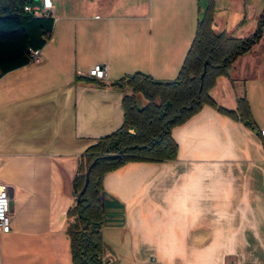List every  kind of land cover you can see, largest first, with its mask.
Listing matches in <instances>:
<instances>
[{
  "label": "crops",
  "instance_id": "obj_1",
  "mask_svg": "<svg viewBox=\"0 0 264 264\" xmlns=\"http://www.w3.org/2000/svg\"><path fill=\"white\" fill-rule=\"evenodd\" d=\"M51 1L39 58L0 75V182L10 199L0 264H72L65 229L80 157L123 122L112 81L175 78L207 3L215 28L235 38L251 34L264 10V0ZM263 41L209 92L226 109L243 94L257 129L204 105L172 129L174 159L103 177V264H264ZM97 63L104 85L75 81ZM135 101L146 103L140 93Z\"/></svg>",
  "mask_w": 264,
  "mask_h": 264
},
{
  "label": "trees",
  "instance_id": "obj_2",
  "mask_svg": "<svg viewBox=\"0 0 264 264\" xmlns=\"http://www.w3.org/2000/svg\"><path fill=\"white\" fill-rule=\"evenodd\" d=\"M35 2L0 0V75L29 63V49H41L50 36L53 18L49 14L24 11L25 6H33ZM213 15L210 3L199 12L193 40L175 78L161 80L133 72L109 84L123 92V122L117 130L90 145L80 157L72 180L75 199L67 210L65 229L72 264H103L101 196L102 180L107 173L129 162L174 159L178 146L171 136L172 129L185 123L204 105L251 130L257 129L243 94L237 96L235 109H226L217 105L209 92L216 78L228 76L233 62L260 41L264 10L255 30L242 38L216 29ZM75 81L104 85L90 76L77 75ZM136 93L146 100L144 106L136 105ZM119 151L120 157H108ZM88 168L89 180L81 191Z\"/></svg>",
  "mask_w": 264,
  "mask_h": 264
},
{
  "label": "built area",
  "instance_id": "obj_3",
  "mask_svg": "<svg viewBox=\"0 0 264 264\" xmlns=\"http://www.w3.org/2000/svg\"><path fill=\"white\" fill-rule=\"evenodd\" d=\"M52 7L51 0H41L40 6H25L24 11L31 12L34 15H47ZM29 61H35L39 58V50H29ZM105 64L92 65L87 76H90L96 80H103L106 76ZM260 135L264 137V129L260 130ZM10 230V199L8 194V187L0 182V233H7Z\"/></svg>",
  "mask_w": 264,
  "mask_h": 264
},
{
  "label": "water",
  "instance_id": "obj_4",
  "mask_svg": "<svg viewBox=\"0 0 264 264\" xmlns=\"http://www.w3.org/2000/svg\"><path fill=\"white\" fill-rule=\"evenodd\" d=\"M263 34H264V27H263ZM121 153H122V151H119L116 154H109L108 157H110L112 159H115V158L120 157ZM92 164H93V162H92ZM91 165L89 166V168L91 167ZM89 168H88V170L85 173L84 184H83V187H82V190L81 191H84V189L86 188V185L88 183V180H89Z\"/></svg>",
  "mask_w": 264,
  "mask_h": 264
},
{
  "label": "rangeland",
  "instance_id": "obj_5",
  "mask_svg": "<svg viewBox=\"0 0 264 264\" xmlns=\"http://www.w3.org/2000/svg\"><path fill=\"white\" fill-rule=\"evenodd\" d=\"M36 2H38V0H36ZM263 48H264V41L262 42L261 47L259 48V51H263L262 54H264V49Z\"/></svg>",
  "mask_w": 264,
  "mask_h": 264
},
{
  "label": "bare ground",
  "instance_id": "obj_6",
  "mask_svg": "<svg viewBox=\"0 0 264 264\" xmlns=\"http://www.w3.org/2000/svg\"><path fill=\"white\" fill-rule=\"evenodd\" d=\"M30 50V49H29Z\"/></svg>",
  "mask_w": 264,
  "mask_h": 264
}]
</instances>
